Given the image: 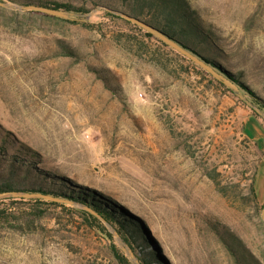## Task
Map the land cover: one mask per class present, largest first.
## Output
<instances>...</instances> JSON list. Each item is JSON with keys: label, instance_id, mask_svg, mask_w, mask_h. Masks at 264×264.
<instances>
[{"label": "rangeland", "instance_id": "1", "mask_svg": "<svg viewBox=\"0 0 264 264\" xmlns=\"http://www.w3.org/2000/svg\"><path fill=\"white\" fill-rule=\"evenodd\" d=\"M188 1L217 60L264 99V0ZM89 7L97 12L69 22L0 11V127L137 217L162 264H232L214 226L264 264L263 119L179 53L108 16L106 7L129 11L118 0ZM62 43L78 57H60ZM80 206L5 201L0 209L46 217L37 232L0 229V264H118L115 250L134 264L129 248L142 264L144 250Z\"/></svg>", "mask_w": 264, "mask_h": 264}, {"label": "trees", "instance_id": "2", "mask_svg": "<svg viewBox=\"0 0 264 264\" xmlns=\"http://www.w3.org/2000/svg\"><path fill=\"white\" fill-rule=\"evenodd\" d=\"M0 1L15 3L22 6L56 9L80 15L89 14L91 10L89 7L90 4L95 2V0H75V3L59 0ZM118 1L122 6L128 8L129 11H121L111 7H106V9L122 12L158 29L168 38L223 74L228 80L239 87L241 93L249 96L255 106L264 112V99L260 97L252 87L243 82L238 75L229 72L222 62L217 60L214 51H212L215 49L214 38L211 36L212 33L211 31H207L201 24L199 16L192 9L188 0ZM0 11L4 12L6 10L0 7ZM30 13H35L57 21L69 22L66 19L49 16L41 12L30 11ZM107 15L123 20L129 25H133L136 29L141 31L145 37L154 39L162 46L175 51L143 28L119 16L110 13ZM59 56L77 58L78 54L71 46L62 43V53H60ZM188 61L200 68L192 61ZM202 72L211 77V75L205 71ZM212 81H215L222 88L236 95L231 89L214 78ZM12 191L40 193L91 208L117 228L118 233L122 235L125 241L130 243L134 252L139 249L145 251L144 253L141 252L140 261L142 264H152L154 262L162 264L160 252L152 249L155 243L154 239L137 217L131 215L116 202L103 195L97 194L96 192H86L88 190L70 183L66 178L50 169L40 153L26 147L22 142L18 141L14 134L9 131H4L0 127V193ZM251 194L256 197V190L253 185L251 187ZM5 201L14 203L23 202L25 200H3L0 201V206L4 204ZM30 202L34 204H46V202L40 200ZM260 209H262V207H260ZM10 210L11 209H0V229L7 228L20 233L37 232L42 226V220L46 217L44 211L38 208H34L30 210V212L24 214H18ZM213 231L218 237L220 244L227 252L232 264H263L252 252L247 243L229 229L214 226ZM114 256L118 264H130L128 259L117 252V250H115Z\"/></svg>", "mask_w": 264, "mask_h": 264}, {"label": "water", "instance_id": "3", "mask_svg": "<svg viewBox=\"0 0 264 264\" xmlns=\"http://www.w3.org/2000/svg\"><path fill=\"white\" fill-rule=\"evenodd\" d=\"M0 7L5 9V10H14V11H19V12H25V11L41 12V13L47 14L49 16L67 19V20L73 19V17L76 16L75 14L69 13L66 11H60V10H56V9H49V8L37 7V6H19V5H14V4H10V3H5L2 1H0ZM104 10L110 14L124 18L127 21L131 22L132 24H135V25L143 28L144 30H146L149 33H151L152 35H154L156 38L163 41L166 45L171 47L173 50L178 52L180 55H182L186 59L192 61L196 65H198L203 71H205L206 73L211 75L212 78H214L218 82L222 83L224 86L231 89L237 96H239L241 99H243L247 103V105H249L251 107V109H253L256 112V114L261 119H263V121H264V112L261 109H259L257 106H255L253 103L247 101L243 96H241V94H240L241 91H240L239 87L237 85H235L234 83H232L230 80H228L223 74L218 72L212 66L208 65L207 63L202 61L200 58H198L196 55H194L190 51L186 50L185 48L180 46L175 41L168 38L161 31L151 27L150 25L146 24L145 22H142L138 19L130 17L127 14H124L122 12H118V11H114V10L106 9V8ZM96 12H97V10L93 11L91 14L87 15V17H90L92 14H94ZM9 199H17V200H25V201L40 200V201L46 202V204L52 203L51 205L55 204L56 206H65L66 204H71V205L74 204V203L67 201V200H64V199L55 198V197L40 194V193H27V192H20V191L0 193V201L9 200ZM80 207L82 208V211L85 214H88L94 218H99L101 220L107 221L104 217H102L100 214H98L93 209L88 208V207L83 206V205H81ZM261 220L264 224V208H263V211L261 213ZM120 244L123 247V243L121 241H120ZM127 253H128V255H130V258H131L130 260L134 264H139L138 260L136 259V257H134L130 248H129V251H127Z\"/></svg>", "mask_w": 264, "mask_h": 264}]
</instances>
